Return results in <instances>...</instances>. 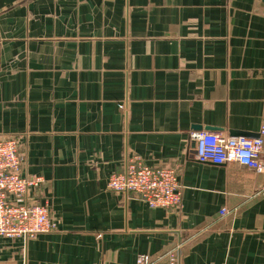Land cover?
Returning <instances> with one entry per match:
<instances>
[{
	"label": "crops",
	"instance_id": "1",
	"mask_svg": "<svg viewBox=\"0 0 264 264\" xmlns=\"http://www.w3.org/2000/svg\"><path fill=\"white\" fill-rule=\"evenodd\" d=\"M263 119L264 0H0V138H19L55 223L0 237V264L176 246L181 264H264V175L199 162L193 141L256 139ZM134 156L176 170L179 208L107 190Z\"/></svg>",
	"mask_w": 264,
	"mask_h": 264
},
{
	"label": "built area",
	"instance_id": "2",
	"mask_svg": "<svg viewBox=\"0 0 264 264\" xmlns=\"http://www.w3.org/2000/svg\"><path fill=\"white\" fill-rule=\"evenodd\" d=\"M264 119L256 139L225 138L218 134L201 132L193 136L195 158L215 165L238 164L264 175L263 159ZM23 156L19 138H0V237L32 238L55 228L49 216L47 202L39 203L34 192L42 179L21 174ZM107 190L136 194L149 208L177 209L181 204V186L177 172L169 166H149L137 157H131L120 173L107 179ZM226 210H221L224 215ZM181 247L166 252L161 260L147 255L137 256L135 264H181Z\"/></svg>",
	"mask_w": 264,
	"mask_h": 264
}]
</instances>
